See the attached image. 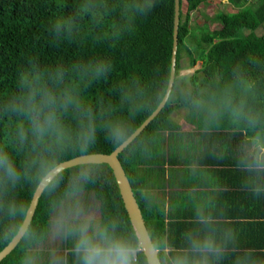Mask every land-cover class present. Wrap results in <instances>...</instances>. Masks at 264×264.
Segmentation results:
<instances>
[{"label": "trees", "instance_id": "1", "mask_svg": "<svg viewBox=\"0 0 264 264\" xmlns=\"http://www.w3.org/2000/svg\"><path fill=\"white\" fill-rule=\"evenodd\" d=\"M204 1L179 0L173 87L154 119L117 153L151 243L153 237L166 240L169 255L187 247L188 233L182 229L187 222L178 221L179 213L165 209L162 194L156 190L164 188L165 175L167 185H171V171L178 170L170 167L176 161L177 145H166L163 132L176 131L184 125L197 131L180 134L185 137L202 135L198 132L204 130L214 131L208 136L215 137L234 134L229 132L233 130H239L240 136L264 137V0H227V8L217 9L211 16L210 20L218 23L213 28L205 22L190 23V11ZM172 3L173 0H0V149L9 152L21 169L34 157L31 136L24 143L18 139L20 126L28 128L27 118L9 106L21 95L20 78L24 76L36 87H47L67 101V107L58 111L64 130L63 146L53 145L60 161L80 154L73 143L89 123L96 127L91 152H110L117 144L106 138L103 125L113 118L120 119L132 131L164 92ZM147 4L151 7L146 12L138 10ZM259 27L262 30L258 32ZM196 61L200 65L192 72L178 73ZM97 62L108 67L99 77L91 71ZM180 110L181 123L173 118V112ZM199 149L205 151L203 159L211 163L226 161L229 147L211 141ZM98 165L94 178L83 185L82 191H90L97 201L98 220H114L119 231L131 234L111 169L106 163ZM78 166L65 168L64 179L54 192L41 191L28 223L34 239L26 242L21 236L0 264H25L31 257V248L40 243L52 246L45 251L49 257H44L43 264L62 254L57 248L65 249V264H76L71 238L58 236L55 244L54 239L49 242V235L51 215L66 199L69 180ZM260 174L262 179L254 187H264V173ZM34 187L21 181L5 200L14 199L27 206ZM251 194L244 214L253 220L250 224L262 225L264 192L253 188ZM13 223L6 211H0V249L15 233L10 227ZM256 236V232L251 234L252 239ZM222 247L215 264H264L263 239L256 244L224 243ZM247 255L249 261H244ZM137 258L139 264H147L138 249ZM158 259L164 264L162 257Z\"/></svg>", "mask_w": 264, "mask_h": 264}, {"label": "clouds", "instance_id": "2", "mask_svg": "<svg viewBox=\"0 0 264 264\" xmlns=\"http://www.w3.org/2000/svg\"><path fill=\"white\" fill-rule=\"evenodd\" d=\"M150 7L147 4L138 10L146 12ZM59 28L60 25H57V31ZM91 71L99 77L108 71V67L103 62H97ZM20 86L23 90L21 95L9 106L13 112L27 118L28 128L26 130L23 125L20 126L18 139L24 143L31 136L34 157L21 169L9 152L0 149V211H6L9 218L15 221L10 226L11 231L16 232L19 228V234L27 242L34 239L35 233L30 224L21 227L19 220L27 218L28 208L24 203L18 204L14 199L6 201L5 198L21 181L30 182L45 193L54 192L60 186L66 169L53 145L63 146L65 137L58 111L61 107H67V101L58 98L47 87H36L24 76L20 78ZM76 106L79 108V104ZM249 121L254 123L250 118ZM103 129L106 138L114 144L123 146L129 140L131 128L123 120L113 118L103 125ZM95 140L96 127L89 123L81 128L73 143L74 150L80 153V163L69 180L66 199L57 205L53 227L58 236L71 238L76 264H139V232H122L118 230L116 221L98 220L80 197L83 185L91 181L99 169L91 153ZM241 163L249 172L257 173L256 180L262 179L260 173H264V137L258 134L251 138ZM254 191H264V188L257 185ZM196 220L203 226L204 232L202 235L199 231L189 232L186 235V248L169 255L170 245L167 241L153 237L152 254L162 257L164 264H215L223 247L213 235V217L206 214L203 208H197ZM25 264H33V259L29 257Z\"/></svg>", "mask_w": 264, "mask_h": 264}, {"label": "crops", "instance_id": "3", "mask_svg": "<svg viewBox=\"0 0 264 264\" xmlns=\"http://www.w3.org/2000/svg\"><path fill=\"white\" fill-rule=\"evenodd\" d=\"M175 113L177 111L173 112V118L181 123L182 119L175 117ZM193 129L181 125L176 131L163 132L166 145L170 144L173 147L177 145L174 157L176 161L170 167L178 169L176 173L171 171V185H167L168 180L165 175L164 188H156L158 194H162L160 196H162L165 209L169 208L172 213L180 214V218L177 220L187 222L182 227L187 233L199 231L202 235L204 228L196 220V210L203 208L206 214L213 217L214 223L211 226L214 230L213 235L222 245L225 243L241 246L256 244L260 239L264 240V217L262 225H252L249 222L253 220H249L250 218L244 214L252 199L251 191L257 183L255 173L249 172L241 163V158L245 155L251 137L244 134L243 136L238 135L239 130L229 131L234 134L216 137L208 136L214 132L212 130L199 131L198 133L203 134L192 137L180 135L190 132L197 133ZM241 132L243 133L242 130ZM211 141L223 147H229L230 150L225 152L227 154L226 161L209 163L211 160L203 159L205 151L200 150L199 147ZM191 145L194 149H191ZM217 151L218 155H222L221 150ZM164 166L166 167L167 164ZM167 169L169 168L166 167ZM186 170H188L187 173ZM188 173L192 175H188ZM195 173L196 175H193ZM231 213H235V216ZM255 232L258 237L252 239L251 234ZM51 240L49 238V242ZM51 247L40 243L31 248L33 263L43 264L44 257H49L45 251H50ZM262 249L264 252V248ZM64 250V248H57V251H62V254H56L54 258L51 257L48 264H65ZM38 254H43V256L38 257ZM37 258H40L41 262ZM243 260L249 261V256H245Z\"/></svg>", "mask_w": 264, "mask_h": 264}, {"label": "water", "instance_id": "4", "mask_svg": "<svg viewBox=\"0 0 264 264\" xmlns=\"http://www.w3.org/2000/svg\"><path fill=\"white\" fill-rule=\"evenodd\" d=\"M180 4L179 0H173L172 3V30H171V47L169 56V70L166 86L164 92L156 104V106L148 113V115L130 132L128 142H130L142 129L143 127L153 118V116L159 111V109L165 103V100L170 92L172 81L174 77V63H175V52L177 44V25L179 15ZM127 142V143H128ZM126 143V144H127ZM116 145L110 152H91L97 163H106L111 169L123 208L126 212L128 221L132 228L133 233L139 232L141 239L137 241V249L140 250L144 256L147 264H160L157 256H154L151 252V240L143 222L140 210L137 206L136 200L132 194L128 180L123 172V169L118 161L117 153L126 145ZM66 167H70L80 163V154L70 157L68 159L60 161ZM41 193L38 187H34L29 202L27 204L28 214L26 219H22L20 222L21 227L28 225L31 216L33 214L37 199ZM20 229L17 228L16 232L6 242V244L0 249V260L15 246L20 239Z\"/></svg>", "mask_w": 264, "mask_h": 264}, {"label": "rangeland", "instance_id": "5", "mask_svg": "<svg viewBox=\"0 0 264 264\" xmlns=\"http://www.w3.org/2000/svg\"><path fill=\"white\" fill-rule=\"evenodd\" d=\"M252 1V0H250ZM228 3L227 0H205L204 2H201L197 5V7L195 9H193L192 11H190V23L194 24V23H202L205 22L208 24V26L210 28H213L215 25L218 26V23L212 22L210 20L211 16L213 15L214 11L217 9H222L225 10L228 6L226 5ZM184 6V4H183ZM182 6V9L184 8ZM262 28L259 27L257 29V31H261ZM200 65V61H196L191 67H186V68H181L179 70V74L180 75H185L188 74L190 72H192L195 68H197ZM181 111L175 113L174 116L177 118L181 119ZM183 112V111H182ZM80 197L83 200L85 206L89 209V211L97 218L98 216V208H97V201L92 197V194L90 191L87 192H80ZM56 211L51 215V229H52V233H50L51 235L50 238L54 239L55 244L57 243V238L58 235L55 232V229L53 227L54 224V220H55V216H56Z\"/></svg>", "mask_w": 264, "mask_h": 264}, {"label": "bare ground", "instance_id": "6", "mask_svg": "<svg viewBox=\"0 0 264 264\" xmlns=\"http://www.w3.org/2000/svg\"><path fill=\"white\" fill-rule=\"evenodd\" d=\"M180 13V12H179ZM173 87V86H172ZM170 94V93H169ZM154 119V118H153ZM133 192V191H132Z\"/></svg>", "mask_w": 264, "mask_h": 264}]
</instances>
